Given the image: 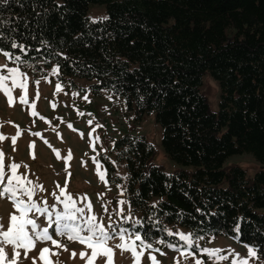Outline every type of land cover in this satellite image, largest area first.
<instances>
[{"label": "trees", "instance_id": "trees-1", "mask_svg": "<svg viewBox=\"0 0 264 264\" xmlns=\"http://www.w3.org/2000/svg\"><path fill=\"white\" fill-rule=\"evenodd\" d=\"M92 5L108 19L93 23ZM0 20L26 46V56L2 46L21 55V70L56 65L62 86L107 92L137 123L154 115L174 173L155 164L144 137L114 146L142 236L176 241L164 230L180 227L236 237L264 260V169L250 176L229 163L247 154L264 166V0H0ZM208 73L221 88L217 113L201 92ZM105 166L113 178L115 165Z\"/></svg>", "mask_w": 264, "mask_h": 264}, {"label": "rangeland", "instance_id": "rangeland-1", "mask_svg": "<svg viewBox=\"0 0 264 264\" xmlns=\"http://www.w3.org/2000/svg\"><path fill=\"white\" fill-rule=\"evenodd\" d=\"M88 15L91 20L93 18L99 20V18L106 17V8L101 5H92ZM5 65L7 67L17 66L0 52V71L6 73V68L2 67ZM55 67L57 66L54 65L48 69L46 75L21 70L28 77V104L22 105L19 102V97L24 95L22 89H13L14 100L11 107L7 103V97L3 92H0V134L6 137L0 141V150L5 154V165L12 162L21 164L22 167L18 170V174L22 177L26 176L33 182V185L39 184L42 187V191H37L35 200L39 202L44 199L49 205H53L55 199L52 193H59L57 185L64 187L67 183L66 192L75 197L86 195L93 205V213L107 224L108 216L112 215L118 207L117 201H125V215L128 214L130 206L125 195L127 172L123 164L117 165L115 161L114 146L119 139L128 134L144 137L156 150L154 160L156 165L161 166L167 173H174L178 166L164 152L162 128L155 123L154 115L146 116L137 123L134 116L126 112L121 100L107 92L98 98L89 90H74L62 86L63 90L57 93L58 74L51 75ZM44 76H47V79H43ZM36 80H40L38 86L35 84ZM7 86L11 87L10 81L7 82ZM81 86L83 87L85 84L81 83ZM38 91L39 97H37ZM201 92L207 98L210 110L217 113L220 109L221 88L209 73L204 78ZM85 95L88 96V100L83 98ZM32 104H35L34 109L31 107ZM33 111L36 115H32ZM69 124L72 125V128L68 127ZM93 129L95 130L93 131ZM18 132L20 135L14 146L11 143V138L17 137ZM34 133H40V135H33ZM96 137L99 139L96 140ZM69 153H71L70 159ZM94 156L101 165L100 171L106 172L107 184L101 181L97 175L96 164L92 159ZM106 160L112 162L116 167L113 178L108 176ZM229 163L240 165L250 176L264 169V166L247 154L235 156L229 160ZM23 165L27 167H23ZM6 174H10V170L6 171ZM115 178H121L122 181L116 182ZM158 202L159 200L155 199L152 203ZM102 205H106L108 208L107 214ZM56 210L61 211L62 205L57 204ZM130 211L132 221L125 223L124 227L131 228L132 222L136 220L142 222L140 213L135 212L131 206ZM13 213L12 203L7 199L0 198V218H2L0 222L5 228L9 226V217ZM113 218L120 219L118 216ZM37 222L45 226L47 219L39 217ZM49 231L51 233L53 229ZM169 231L191 234L180 227L169 229ZM63 243L66 244L69 251L59 250V260L62 264H85V261L79 259L78 255L75 259L70 258V255L72 251L77 254L81 251L90 253V249H86L85 245L79 242L63 241ZM110 243L117 244L119 241L114 240ZM198 243L200 248L221 249L222 254L228 255L229 259L223 261L222 264H231L234 257L230 253H234L240 258L248 257L247 248L244 244L239 243L236 237L211 236ZM45 246H50V242L48 245L37 244L35 250L28 253L29 259L23 260V264H33L31 257H38L40 250ZM154 246L161 248L165 253V255L155 254L160 264H174V258L178 257L177 252L159 244H154ZM8 251L10 252L11 249ZM192 251L194 257L180 258V264H195V259L202 260L204 264H212L207 256L200 254L195 248ZM21 256H23V250H21ZM52 259L55 260L56 257H52ZM37 264H42V262L37 260ZM95 264H105L104 258H98ZM114 264H133V259L130 253L122 254L119 249H115ZM142 264H150L147 252ZM249 264H264V260L258 254V258L250 259Z\"/></svg>", "mask_w": 264, "mask_h": 264}, {"label": "snow or ice", "instance_id": "snow-or-ice-1", "mask_svg": "<svg viewBox=\"0 0 264 264\" xmlns=\"http://www.w3.org/2000/svg\"><path fill=\"white\" fill-rule=\"evenodd\" d=\"M106 19L108 17H102L99 20L93 18L92 22H102ZM6 26L7 22L0 20V52L17 66H2L6 68V73L0 71V92H3L7 97V103L11 107L14 100L13 89L24 90V95L19 97V102L25 105L28 104V77L21 71L20 65L26 62L21 55L4 51L2 46L7 41L10 48L18 49L25 56L27 55V49L25 45L17 42L15 37L11 35L15 29L8 28L6 32L4 30ZM36 51L39 52L41 50L36 49ZM28 66L31 67V65ZM58 73L59 67L57 66L53 68L51 75L56 76ZM42 78L47 79V76ZM8 81L11 82V87L7 86ZM39 83L40 80L35 81L37 86ZM62 90V84L58 82L56 84V92L59 93ZM37 97H39V91L37 92ZM83 98L88 100L87 95ZM31 107L34 109L35 104H32ZM32 115H36L35 111H33ZM89 124H91V121H89ZM68 127L72 128V125L69 124ZM19 135L20 133L18 132L17 137L11 138V143L14 146ZM33 135L39 136L40 133H34ZM4 139L6 137L0 134V141ZM95 139L98 140L99 137ZM13 150L15 151V147ZM4 158L5 154L0 150V198L7 199L12 203L14 213L10 214L7 228L0 222V264H23V260L29 259L28 253L35 250L37 244L48 245L49 242L50 246L43 247L38 257H31L33 264H37V260L42 262V264H62L59 260V250L69 251L63 241L79 242L85 245L86 249L91 250L90 253L86 251H81L79 254L75 251L71 252L70 258L75 259L78 255L79 259L85 261V264H95L98 258H104L105 264H114L115 249H119L122 254L124 252L130 253L133 264H142L146 252L148 253L150 264H160L155 254L165 255V253L161 248L155 247L154 244L162 245L177 252L178 257L174 258V264H180V258L188 259L194 257L193 248L200 254L207 256L212 264H222L223 261L229 259L228 255L222 254L221 249L200 248L198 242L204 239V236L180 232L173 233L165 229L167 236H176L178 239L176 241H166L160 238L153 242L147 236H142L140 231H137V228L143 227L139 220L133 221L131 228L124 227L125 223L132 221V214L129 206V212L125 215V201L123 200L117 201L118 207L113 211L112 215L108 216L107 224H105L103 219L98 218L93 213V205L86 195L75 197L73 194L66 192L67 183L64 187L57 185L59 193H52L55 199L53 205H49L47 200L44 199L38 202L34 197L38 190H43L42 187L39 184L33 185V182L28 180L26 176L22 177V175L18 174V170L22 167L21 164L12 162L5 165ZM70 158L71 153H69ZM92 159L96 164L99 179L107 184L106 172L100 171L101 165L96 161L95 156ZM23 167L27 166L23 165ZM9 170L10 174H6V171ZM57 204L62 205L61 211L56 210ZM102 207L107 214L109 210L106 205H102ZM114 216H118L120 219L115 220ZM39 217H46L47 223L45 226L37 222ZM0 221H2V218H0ZM50 229H53L51 233ZM234 231L238 234L240 233L239 224L234 227ZM114 240H118L119 243L111 244L110 242ZM245 247L248 251V257L240 258L234 253H230L234 257L231 260V264H249L250 259L258 258V249L255 246L245 245ZM8 249H11V251L9 252ZM21 250H23V256H21ZM52 257H56V259L53 260ZM195 264H204V262L200 259H195Z\"/></svg>", "mask_w": 264, "mask_h": 264}, {"label": "built area", "instance_id": "built-area-1", "mask_svg": "<svg viewBox=\"0 0 264 264\" xmlns=\"http://www.w3.org/2000/svg\"><path fill=\"white\" fill-rule=\"evenodd\" d=\"M105 113L108 114L107 112H105ZM105 113H104V114H105Z\"/></svg>", "mask_w": 264, "mask_h": 264}, {"label": "crops", "instance_id": "crops-1", "mask_svg": "<svg viewBox=\"0 0 264 264\" xmlns=\"http://www.w3.org/2000/svg\"><path fill=\"white\" fill-rule=\"evenodd\" d=\"M80 85H81V83H80ZM86 87V86H85Z\"/></svg>", "mask_w": 264, "mask_h": 264}]
</instances>
